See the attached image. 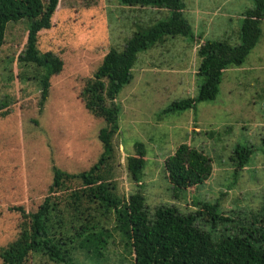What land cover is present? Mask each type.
I'll use <instances>...</instances> for the list:
<instances>
[{"label":"rangeland","instance_id":"374dc122","mask_svg":"<svg viewBox=\"0 0 264 264\" xmlns=\"http://www.w3.org/2000/svg\"><path fill=\"white\" fill-rule=\"evenodd\" d=\"M211 1L224 10L239 5L233 0ZM184 2L189 6L188 13H195L191 11L193 0ZM119 12L129 16L114 23V32L112 20ZM137 12L140 14L135 8L122 6L119 0H60L52 26L39 33L40 50H51L64 62L62 71L51 77L49 97L42 106L38 83L21 77L26 69L18 61L27 43L29 20L8 24L0 50V248L17 236L22 219L21 213L12 207L37 209L52 182L54 164L69 172H79L99 159L102 145L98 133L105 122L85 108L80 93L109 49L122 47L121 35L131 32L122 28L139 20ZM141 15L147 25L155 16L166 18L155 8H146ZM186 17L197 32L196 38L168 36L150 52H141L134 78L117 97L122 106L120 135L115 138L120 151L116 168L119 192L129 195L136 189L128 174L126 151L128 155L134 154L135 142L142 141L148 157L144 169L148 204L167 200L185 211L192 208L186 203L192 198L221 196L226 216L231 215L230 210L238 209L237 203L260 208L264 198V33L243 63L224 71L216 99L200 101L196 109L165 113L163 110L175 99L196 96L201 82L196 72L200 58L191 56V46L200 43V33L208 27L206 23H195L191 13ZM241 18L239 15L235 19ZM212 32L223 35L220 37L228 38L232 44L240 43L236 20L226 27L217 26ZM183 80L184 84L178 85ZM181 143L203 146L207 152L210 149L216 165L213 180L197 191L189 190L188 201L170 198L167 182L162 178L163 160ZM238 144L255 148L241 176V171L234 174L235 167L230 165V155ZM232 178H236L237 184L230 189L227 185ZM245 193L252 198L246 199ZM35 263L55 264L42 256H36Z\"/></svg>","mask_w":264,"mask_h":264},{"label":"trees","instance_id":"16d2710c","mask_svg":"<svg viewBox=\"0 0 264 264\" xmlns=\"http://www.w3.org/2000/svg\"><path fill=\"white\" fill-rule=\"evenodd\" d=\"M59 2L0 0V50L8 24L29 20L27 43L18 61L26 69L21 77L38 83L41 106L49 97L51 77L64 66L55 52H43L38 46L39 33L52 26ZM119 3L137 9L139 20L132 22L133 29L132 24L122 28L131 30L121 35L122 47L109 49L80 93L85 108L105 122L98 133L101 155L92 166L79 172H69L54 164L52 182L37 209L12 207L21 213L22 219L17 236L0 248V264H36V256L55 264H264V198L260 208L237 203L238 209L230 210L231 215L227 216L221 196L192 198L186 202L192 208L185 211L167 200L148 204L144 187L148 157L142 141L135 142L134 154L128 155L126 151L128 174L136 189L129 195L119 192L116 168L120 151L115 138L120 135L122 106L117 101L118 95L134 78L141 52H150L168 36L196 38L194 26L186 17L191 12L188 13L189 6L184 0H119ZM202 3L208 4L207 0H199L197 9L203 7ZM146 8H155L166 18L155 16L147 25L141 15ZM126 16L129 15L119 12L113 17L114 32V23ZM242 16L238 44H232L228 38L202 35L197 44L200 62L196 72L201 77L198 94L175 99L163 112L196 109L198 102L216 99L224 71L243 63L264 33V0H252ZM183 84L184 81L178 85ZM253 150L252 145L236 146L230 155L234 174L244 173ZM214 162L210 149L207 152L203 146L178 145L162 162V178L167 182L169 197L188 201L189 190L197 191L213 180ZM236 184V178H232L227 186L232 189ZM223 191L221 194H225ZM245 198L252 197L247 193Z\"/></svg>","mask_w":264,"mask_h":264},{"label":"crops","instance_id":"0c3cea01","mask_svg":"<svg viewBox=\"0 0 264 264\" xmlns=\"http://www.w3.org/2000/svg\"><path fill=\"white\" fill-rule=\"evenodd\" d=\"M193 1H194V4H195L196 0H193ZM233 1H238L239 5L235 6V7H232V8H229V9H226V10H224L223 8H220V5H215L216 2L214 4H212V3H208V4L202 3L203 7H200V8L197 9V4L199 3V0H198V2H196V5H195L196 8L193 6L194 10H191V11H195V13H192V12L191 13L194 16H196L197 22L198 21L201 22L202 25L204 23H206V27H208V30H204V31H202L200 33V36H202V35L203 36H209V35L214 36L215 34H216V36H221L218 33H215V32H212V31L217 26H221V27L229 26L231 24L232 20H236L238 22L239 26H240L241 20L239 21V20H237L235 18H236V16L242 15L243 12L245 11V9H247L249 6L252 5V0H233ZM236 13H240V14L236 15ZM207 32H209L210 34H206ZM197 47L198 46H191V56L192 57H198V54H197V49L198 48ZM179 71H185V69L179 70ZM193 73H195V72H193ZM178 84H180V83H178Z\"/></svg>","mask_w":264,"mask_h":264}]
</instances>
